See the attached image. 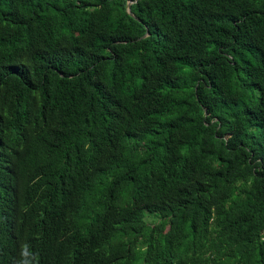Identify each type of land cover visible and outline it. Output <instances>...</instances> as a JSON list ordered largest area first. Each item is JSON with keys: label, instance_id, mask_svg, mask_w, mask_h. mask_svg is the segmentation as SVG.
Wrapping results in <instances>:
<instances>
[{"label": "trees", "instance_id": "1", "mask_svg": "<svg viewBox=\"0 0 264 264\" xmlns=\"http://www.w3.org/2000/svg\"><path fill=\"white\" fill-rule=\"evenodd\" d=\"M0 264H264V0H0Z\"/></svg>", "mask_w": 264, "mask_h": 264}, {"label": "water", "instance_id": "2", "mask_svg": "<svg viewBox=\"0 0 264 264\" xmlns=\"http://www.w3.org/2000/svg\"><path fill=\"white\" fill-rule=\"evenodd\" d=\"M135 2H137V1H131L130 3H129V9H128V11H129V13L133 16V17H135V15H134V13L132 12V10H131V5L133 4V3H135ZM147 36V35H146ZM145 36V37H146Z\"/></svg>", "mask_w": 264, "mask_h": 264}]
</instances>
